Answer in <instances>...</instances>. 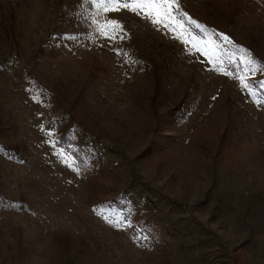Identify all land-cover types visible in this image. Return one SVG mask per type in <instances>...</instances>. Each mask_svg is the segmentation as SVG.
<instances>
[{
	"label": "rangeland",
	"instance_id": "374dc122",
	"mask_svg": "<svg viewBox=\"0 0 264 264\" xmlns=\"http://www.w3.org/2000/svg\"><path fill=\"white\" fill-rule=\"evenodd\" d=\"M98 2L0 0V264H264V0Z\"/></svg>",
	"mask_w": 264,
	"mask_h": 264
},
{
	"label": "snow or ice",
	"instance_id": "6c2138e0",
	"mask_svg": "<svg viewBox=\"0 0 264 264\" xmlns=\"http://www.w3.org/2000/svg\"><path fill=\"white\" fill-rule=\"evenodd\" d=\"M97 7L103 8L104 11H117L120 8L129 9L137 14L145 15L147 18L151 19L154 24L162 25L173 32H178L179 37L185 35L183 21L177 20L173 15L174 12L179 11L180 6L178 0H124L123 3H121L120 0H99ZM183 15L187 16V13H184ZM193 23H195V21H193ZM197 27H199V25H197ZM109 28L111 31L107 30ZM120 28L121 26L118 21H106L105 25L100 26V31L102 35L115 38L114 33ZM220 36L227 43H232L228 36L224 34H220ZM184 42L190 43L194 50L203 52L205 56L209 55V52L206 51L204 47L199 46L200 42L195 37L185 39ZM208 43L211 44V41ZM212 47L215 48L218 46L213 44ZM247 62L256 63V61L251 59ZM261 66L264 67V65ZM240 79L242 86L249 88V91H252L249 84L245 82V78L240 77ZM261 87H264V84H262Z\"/></svg>",
	"mask_w": 264,
	"mask_h": 264
},
{
	"label": "trees",
	"instance_id": "16d2710c",
	"mask_svg": "<svg viewBox=\"0 0 264 264\" xmlns=\"http://www.w3.org/2000/svg\"><path fill=\"white\" fill-rule=\"evenodd\" d=\"M233 68H230V70ZM50 112L54 116V118L60 122L63 121V124L61 125L59 132L56 137L55 144L65 152H69L72 154L76 165L83 170L85 177L87 178V181L89 183V170L87 169L86 163L84 161V158L81 156L80 152L77 151L74 146H79L77 139L73 133V128L75 127V123L73 121L66 122L55 110L54 108L50 107Z\"/></svg>",
	"mask_w": 264,
	"mask_h": 264
}]
</instances>
